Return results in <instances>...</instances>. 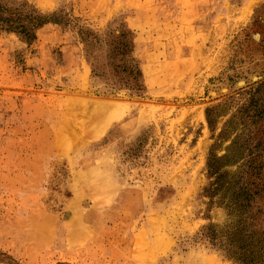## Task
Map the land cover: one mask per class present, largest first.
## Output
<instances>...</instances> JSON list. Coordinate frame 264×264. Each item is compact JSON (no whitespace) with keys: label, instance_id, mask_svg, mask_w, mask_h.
I'll use <instances>...</instances> for the list:
<instances>
[{"label":"rangeland","instance_id":"rangeland-1","mask_svg":"<svg viewBox=\"0 0 264 264\" xmlns=\"http://www.w3.org/2000/svg\"><path fill=\"white\" fill-rule=\"evenodd\" d=\"M65 262L264 264V0H0V264Z\"/></svg>","mask_w":264,"mask_h":264},{"label":"bare ground","instance_id":"bare-ground-1","mask_svg":"<svg viewBox=\"0 0 264 264\" xmlns=\"http://www.w3.org/2000/svg\"><path fill=\"white\" fill-rule=\"evenodd\" d=\"M73 229H75V228H73ZM77 229V228H76ZM75 229V230H76ZM23 230H24V236L27 238V239H33V241L34 242H32V246H30L29 248H27L26 249V252H30L31 254H34V252L36 251V250H42V249H44L45 248V242H46V237H45V235L48 233V231H46V229H44L43 228V226L41 225V224H39V223H36V224H34V225H30V224H24V226H23ZM71 231H72V229H70ZM77 231V230H76ZM84 231H86V230H84ZM74 235V234H73ZM80 235V234H79ZM83 235V234H82ZM80 237H82V236H80ZM77 238V237H76ZM73 239V238H72ZM74 240V239H73ZM73 240H71V238L70 237H68V239L66 240V241H68V242H73ZM131 240H133V241H135V242H137L138 240H139V237H134L133 239H131ZM76 241V240H75ZM139 243H140V241H139ZM139 243L137 242L136 244L140 247V245H139ZM67 244V243H66ZM68 244H71V243H68ZM136 245V249L134 250V252L136 253V254H140L141 253V250H142V248L140 247H138ZM61 246L63 247L64 245L63 244H61ZM72 247V246H71ZM151 249L153 250V245H151ZM141 255V254H140ZM140 255H138V256H136L134 259L136 260V261H138V257H140ZM33 256V255H32ZM29 257H31V256H29ZM153 257V256H152ZM150 258H151V256H150ZM153 259V258H152ZM134 260V262L133 263H136V261ZM138 263V262H137ZM142 263V262H141ZM62 264H66V262L65 263H62Z\"/></svg>","mask_w":264,"mask_h":264}]
</instances>
